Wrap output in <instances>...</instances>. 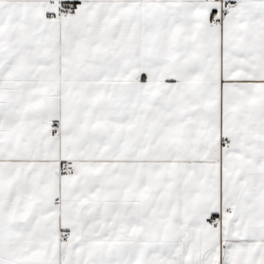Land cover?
<instances>
[{"label": "snow or ice", "instance_id": "6c2138e0", "mask_svg": "<svg viewBox=\"0 0 264 264\" xmlns=\"http://www.w3.org/2000/svg\"><path fill=\"white\" fill-rule=\"evenodd\" d=\"M0 264H264V0H0Z\"/></svg>", "mask_w": 264, "mask_h": 264}]
</instances>
